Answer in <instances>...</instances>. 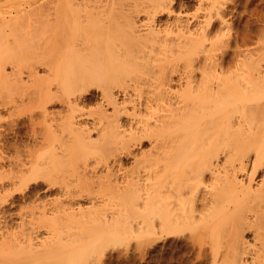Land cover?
<instances>
[{
  "label": "bare ground",
  "instance_id": "1",
  "mask_svg": "<svg viewBox=\"0 0 264 264\" xmlns=\"http://www.w3.org/2000/svg\"><path fill=\"white\" fill-rule=\"evenodd\" d=\"M203 2L199 0L192 27L185 15L176 12V8L182 10L185 6L178 0H45L46 38L57 39L47 49L46 75L35 77L34 101L43 109L40 115L44 122L40 124L47 131L43 133V129L39 139L42 137L41 142L58 131L61 136L66 132V138L60 140L62 150L65 145L68 152H81L91 144L100 161L113 158L116 164L122 156L133 154L132 147L150 140L151 150L141 153V157L133 156L139 169L122 175L126 184L119 182V170L114 167L101 175L92 167V175L90 170L83 173L89 180H80V176L77 179L97 184L104 196L127 198L133 204L136 216H127L121 222L117 221L123 212L109 203L103 202L95 210L98 202L92 205L94 209L89 208L90 212L83 209L85 215H92L87 213V220L91 217L90 221L102 225L99 239L119 238L135 231L144 234V243L162 241L184 231L195 238L197 228H202L222 236L214 233L208 239L215 238L214 243L209 241L213 247L221 242L218 248L211 247V264H264V32L259 31L262 37L257 36L252 44L249 38H224L231 16L227 20V14H231L227 0L206 1V7ZM141 13L146 16L141 24L147 27L144 31L136 22ZM164 15L171 20L158 28L159 17ZM216 22L218 33L212 28ZM116 38H124L127 47L122 41L117 43ZM71 44L74 54L66 49ZM126 66L132 69L125 70ZM174 74H178L180 90L170 87ZM95 85L100 101L96 114L89 112L95 114L89 128L86 123L75 122L74 115L80 111L78 106L86 103L84 94ZM54 99L64 100L75 113L58 121L61 112L46 107ZM92 131L97 132L96 139ZM44 140L36 146L42 149L48 142ZM87 154L81 155L86 158ZM32 160L26 174L17 176L20 181L38 179L42 169ZM141 168L148 171L149 182L143 179ZM19 182L12 190L23 187ZM71 187L64 185L63 191L59 190L66 201L65 197H55L40 206L39 213L46 215L49 211L66 218L77 213L78 209L72 208L74 196L82 195L75 190L77 186L74 190ZM45 215L42 217L50 216ZM21 232L20 236L26 235L25 230ZM16 235L14 232L7 237L16 241ZM199 235L196 242L192 237L190 240L199 249L205 248L204 239L208 237ZM68 242L65 246L74 247L81 241ZM32 252L29 248L15 262L39 264L40 259Z\"/></svg>",
  "mask_w": 264,
  "mask_h": 264
},
{
  "label": "rangeland",
  "instance_id": "2",
  "mask_svg": "<svg viewBox=\"0 0 264 264\" xmlns=\"http://www.w3.org/2000/svg\"><path fill=\"white\" fill-rule=\"evenodd\" d=\"M178 1L184 2L185 6L182 10L176 8V12L180 11L182 15H185L184 19L188 18L190 20V25L194 27L196 20L193 19V15L199 4V0ZM206 1L209 2L210 0H204L203 6L204 4L207 5ZM227 3L228 11L231 12V14H227V20L229 16H231L228 20L229 26L227 25V29H224L226 32L222 31L223 33L225 32L224 38H229L230 36L232 38H249L251 39L250 44H252L251 42H256L255 39H257V36L261 38L262 33H259V31L263 29L264 32V0H227ZM52 6L54 7L55 5L52 4ZM45 13V0H0V232L2 231V234H0V264H17L15 260L17 261V259L21 258L29 248L33 251V255L40 259L39 264H209L213 255L211 254V249L216 248L218 243H220L219 246L221 245V242H216V247H213L214 245L212 244L209 246L211 242H215V238H211L213 239V241L209 240L211 242L208 241L211 235L216 233L214 231H211L214 233L210 234L208 229L207 231H209V233L206 230L202 231V228H197L198 233L194 229H192L194 231L188 229L190 232H196L195 234L193 233L195 238L196 234H200L199 236L201 238L204 236L208 237L206 239L203 238L205 243H207L203 244L205 248L202 246V249L199 245L201 247L199 249L197 243L194 244L196 242L194 236L191 235L195 242H191V237H189L190 233L186 231L182 232V235L178 233V235L174 234V236H169L164 240L162 239V241L156 240L149 241L148 243H144V234L138 231L123 234L119 238L113 236L99 239V234L102 232V225L100 222H96L97 220L90 221L89 219L91 217H89V221L87 220L88 217L86 215L90 212L88 211L89 208L90 210L91 208L94 209L95 207L93 208L92 205L97 206L98 202V206L95 210L102 206L100 204L105 202L110 204H107L108 206L116 208L115 210L123 212V215H120L117 222H121L127 218V216H136L133 204L127 198L118 199L111 198L107 195L104 196L101 190H98L99 186H96L97 184L93 185L90 181H88V183L86 182L87 184L90 183V185H87L89 187V190H87V187H85L86 183L84 184V181L82 183L81 181L78 182L77 179L79 180L80 177L82 178L89 170L91 175L94 172L93 170L101 175L106 173L108 168L114 167L119 170V182L124 181L123 183H125L127 179H121L122 175L128 171H137L136 167H138V164L135 163L134 154L139 157L142 155L141 153H147L151 150L150 140H146L143 144L132 147L131 150L133 154L130 157L122 156L121 161L117 162V164L112 161L113 158H110V160L108 159V162L107 160L100 161V159H98L99 154L97 149L91 144H86L84 150L81 152L78 150V152L69 150L71 153L66 150L64 145L63 150H66V152H64L65 150H62L63 143H61L64 138L61 137H65L64 134L67 136L68 133L64 132L63 134L62 132L63 135L61 136V133L59 134L61 131L55 133V138L51 136L50 138L48 137L47 140L43 139L48 142L46 144L44 143L45 146L43 145L44 147L42 146V149H40L41 146L39 147V145L40 143L42 144L43 141L40 142L42 137L39 139L42 133L41 131L43 129V133H47V131H45V127L41 129L43 123L40 124L44 122V117L40 115L41 113L43 114V112H41L43 109L41 110L34 101V91L37 87V78L35 77L43 78L46 75L45 60L47 59L46 54L48 55L47 49L49 50V46L57 39L46 38ZM141 14L137 16L136 22L138 29L144 31L147 27H143L141 24H143L146 16ZM203 15L204 12L201 16ZM206 19L207 18H205V20ZM159 20H161L159 21V24H161L158 28L164 27V23L171 19L164 15L160 16ZM217 27H219L217 22L215 25H212L213 32L215 30L217 33L219 32L218 29H215ZM92 39L96 40L97 38ZM116 39L117 43L122 41L123 45L127 47L124 43V38ZM66 49L71 54L75 52L73 44L67 45ZM129 68L132 69V66H126L125 70ZM172 78L173 80L170 82V87L173 90H180L181 84L177 81L178 74H174ZM98 91L99 89L95 85L84 94L85 99H83V102L85 103L86 101V103L85 105L81 104V106H78V108L81 107L84 109L83 111L80 108L82 116L79 110V112L76 113L70 111L69 104L62 99H54L53 103H49L46 107L48 111H57L56 113L60 111L61 114L59 115L61 116L59 119L63 118L65 115L67 116V114L70 116L73 112L76 114L74 116L77 117L79 115L77 118L74 117L75 122L78 121V123H82L81 125L86 123V126H84L90 128L92 127V120L96 114L94 111L97 110V103L100 101L98 99L100 98V91ZM120 97L121 101L123 96ZM91 111L95 114L92 112L93 114L91 115L89 113ZM108 111L110 112L111 108H109ZM83 112H85V115ZM122 119L123 122H127L126 118L124 119V117H122ZM58 121L61 122V119ZM63 121H65V119ZM94 131L91 132V136L93 139H96L97 132ZM58 134L59 137H56ZM57 140H61V147L58 145ZM37 144H39L38 147L36 146ZM50 145L51 147H49ZM55 146H58V149L56 148V150H54L55 148H53L52 150V147ZM59 147L61 149H59ZM60 150H62L61 153L63 154L59 153ZM29 152L31 153L30 157ZM72 152H74L75 155H73ZM78 153L89 154H87V157L85 156L86 158H83L84 156L81 154L79 156ZM32 154L33 156L31 158ZM73 156L76 157L74 159L77 161L73 159ZM84 159H86L85 162ZM30 160H32L33 165L35 164L36 167L41 168L42 172L36 181L31 180L30 182H22L19 180L21 177L19 178L17 176L26 174V167L28 165L30 167L31 165V162H29ZM86 164L89 165V168H86ZM92 167L94 168L93 170H91ZM132 169L135 170L133 171ZM140 170L142 171L143 169L141 168ZM142 173L143 179L148 177V171H142ZM84 177L80 180L85 179ZM145 180L149 182L148 178ZM152 181L153 180H151V182ZM18 182L21 185L23 183V187L21 188L19 185L17 191L12 190L14 188L16 189L14 186L17 185L16 183ZM50 183L55 185H50ZM67 184L69 187L74 185L71 187L73 190V187L76 188L77 186L78 188L79 186V189L76 188L75 190L82 196L79 197L75 194L76 196H74V198L76 197V200L74 199L75 202L73 203L76 208L74 206L72 208L79 210V207H81V211L83 209L88 211H86V215L84 210L81 215V212L78 213V210L77 213L74 212L75 214L72 212L73 215L70 213V217L72 218H70L69 215L66 218V215L64 216L63 214L62 216L59 214L60 217H56L55 215L58 214H52L53 212L49 211L46 212V215H41L39 213L40 206L46 204L50 200H54L55 197L59 196L60 198L61 196L62 198L61 191H63L64 185H66V187L68 186ZM120 184L124 185L122 183ZM47 186L52 187L48 189L46 188ZM80 189L83 193H80L82 192ZM66 199L67 197L63 200L66 201ZM70 211L72 210L68 212ZM47 214L53 218L50 216L49 218L42 217L44 215L48 217ZM89 214L90 213H88V215ZM63 216L65 218H62ZM89 216L92 215L90 214ZM24 230L26 235L20 236L19 232H23ZM14 232L18 234L19 237L18 238L16 235V241L10 240V236L7 237L8 234L12 235ZM29 234L32 236L30 237ZM187 234L188 236H186ZM218 234L216 233L214 235L217 236ZM223 234L225 235L227 233L223 232ZM28 236L32 238L31 247L28 245ZM218 236L219 238L222 237L220 235ZM4 237L10 241L6 240ZM60 239H63L64 245H62ZM65 240L67 242L75 241V243L81 241L79 243L82 244L81 246H77L78 243L75 245L76 247H71V245L68 247L67 245L65 246V244H67ZM58 241L61 242V244H59ZM69 243L70 242H68V244ZM216 250L214 252H216Z\"/></svg>",
  "mask_w": 264,
  "mask_h": 264
}]
</instances>
